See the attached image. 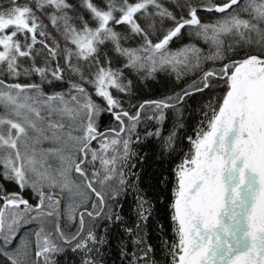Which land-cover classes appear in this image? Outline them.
<instances>
[{"label": "snow or ice", "instance_id": "snow-or-ice-1", "mask_svg": "<svg viewBox=\"0 0 264 264\" xmlns=\"http://www.w3.org/2000/svg\"><path fill=\"white\" fill-rule=\"evenodd\" d=\"M184 31L207 50H172ZM209 62L220 66L205 70ZM197 71L180 93L132 102L137 80ZM33 75L39 82H8ZM214 89L220 96L173 168L174 239L163 246L170 264H264V0L0 6V181L17 189L0 183V264H58L68 251L80 253L81 264H103L109 224L122 228V260L157 264L143 230L153 205L129 181L133 137L139 143L138 126L155 121L144 139L171 157L184 126L165 135L167 110L179 115L185 98ZM105 116L114 126L102 130ZM129 188L131 226L118 210Z\"/></svg>", "mask_w": 264, "mask_h": 264}, {"label": "trees", "instance_id": "trees-1", "mask_svg": "<svg viewBox=\"0 0 264 264\" xmlns=\"http://www.w3.org/2000/svg\"><path fill=\"white\" fill-rule=\"evenodd\" d=\"M23 4L26 0H18ZM93 2H101V0H93ZM0 6L7 8L9 6V0H0ZM85 18H88V13L81 10ZM203 19L208 20L210 17L207 13H200ZM47 23V21H45ZM53 36L56 39L60 37L53 32ZM51 43V41H49ZM193 43L197 46L205 48L207 46L202 41H198L194 36L190 35L188 31H184L180 39L175 40L170 48L175 50L181 47L183 44ZM240 55H243L241 53ZM237 55L236 59L240 58ZM28 66L27 63L24 65ZM219 64H213L211 62L203 65L207 70L211 67H219ZM201 73L189 72L183 76L180 80H176L173 75H165L163 73L158 74L156 79L147 81H135L136 100L142 101L145 99H158L166 95H172L173 93H180L183 89L188 88L194 81L199 79ZM8 82H39V78L35 75L31 77L21 76L18 80L8 79ZM64 87V86H61ZM59 90V89H57ZM220 90H205L203 93H195L194 95L185 98V101L178 105L179 115L176 109L167 110V118L164 122V134L166 135L174 126V124H183V128L179 130L178 137L179 143L177 144V151L171 157L168 155L161 156L157 147L158 141L155 138L144 139L146 130H151L157 127L155 121L144 120L137 128V134L141 137L139 143L135 142L133 137L132 149L136 153L131 158V164L135 167L130 171L134 175L129 176L130 184H135L140 192L145 196V199L149 200L153 205V214L150 217L147 226L144 227V232L147 234L148 242L153 245V258L157 261V264H170V258L168 257L167 248L163 246V242L168 240L169 242L174 239L172 232V222L170 220L171 210L168 208V204L171 203L172 188L174 186L175 177L173 174V168L183 158L191 147L188 143L187 137L194 136V133L198 127L201 126V122L204 120V113L208 111L206 107L210 102L215 103L216 99L220 96ZM125 101V107L128 106V98L123 97ZM150 114V113H149ZM114 126L111 117H103L101 125L102 130L104 128ZM4 183V187L8 191L17 190L14 184ZM2 203V202H0ZM123 205L122 209H118L124 218V221L132 225L136 219L135 207V193L132 188H129L127 195L121 198ZM163 225V228L160 226ZM109 240L110 243L105 245L102 249L101 257L103 264H127V260H122L120 256V235L122 228L117 225L109 224ZM74 230V229H73ZM99 234L105 233L101 229ZM58 264H81L82 255L80 253H72L68 251L63 255L57 257Z\"/></svg>", "mask_w": 264, "mask_h": 264}]
</instances>
